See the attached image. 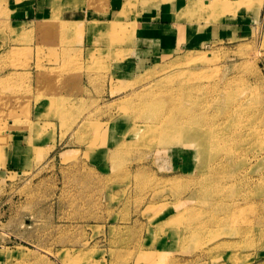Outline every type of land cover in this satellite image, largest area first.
I'll list each match as a JSON object with an SVG mask.
<instances>
[{
    "label": "rangeland",
    "instance_id": "1",
    "mask_svg": "<svg viewBox=\"0 0 264 264\" xmlns=\"http://www.w3.org/2000/svg\"><path fill=\"white\" fill-rule=\"evenodd\" d=\"M95 1L76 26L0 0V264H264V28L137 60ZM180 89L200 149L159 130Z\"/></svg>",
    "mask_w": 264,
    "mask_h": 264
},
{
    "label": "crops",
    "instance_id": "2",
    "mask_svg": "<svg viewBox=\"0 0 264 264\" xmlns=\"http://www.w3.org/2000/svg\"><path fill=\"white\" fill-rule=\"evenodd\" d=\"M69 1L8 0L13 13L12 21L15 23L28 24L35 19L50 18L53 14L71 19L70 21L76 22V26L88 21L86 18L89 11L83 0H76V3L68 6ZM238 1H220L224 7L221 12L228 15L220 17L217 27L213 23L210 27L199 26L195 16L196 8L215 13L216 10L212 8L216 3L213 0H153L146 4L139 0H102V12L94 9L90 11L96 13V16H91L95 20L108 23L120 20L126 23L132 29L128 47L134 51V55L137 54V60H147V55L170 51L179 45H199L203 39L199 34L208 29L210 37L225 35L228 38H238L252 32L254 25L264 28V0H246L233 8V3ZM93 4L98 6L95 0Z\"/></svg>",
    "mask_w": 264,
    "mask_h": 264
},
{
    "label": "bare ground",
    "instance_id": "3",
    "mask_svg": "<svg viewBox=\"0 0 264 264\" xmlns=\"http://www.w3.org/2000/svg\"><path fill=\"white\" fill-rule=\"evenodd\" d=\"M192 89H180L176 93V100L168 107H164V113L159 122L160 131L168 135V140L171 142L186 143L185 145H194L197 148H201L203 145L209 144L207 138L210 136L205 132L202 120L206 117L207 113L204 108L207 105L195 104L193 97H191ZM221 98V94L217 98ZM216 98V99H217ZM233 99L232 93L229 91L223 94V99ZM222 99V98H221ZM183 102H192L191 105H184ZM227 108L225 113L232 112ZM154 113V112H152ZM168 120H174L171 123Z\"/></svg>",
    "mask_w": 264,
    "mask_h": 264
}]
</instances>
